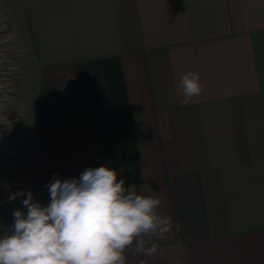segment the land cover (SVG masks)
I'll use <instances>...</instances> for the list:
<instances>
[{"label": "crops", "instance_id": "0c3cea01", "mask_svg": "<svg viewBox=\"0 0 264 264\" xmlns=\"http://www.w3.org/2000/svg\"><path fill=\"white\" fill-rule=\"evenodd\" d=\"M20 1L46 185L104 165L159 197L174 226L127 264H264V0Z\"/></svg>", "mask_w": 264, "mask_h": 264}, {"label": "clouds", "instance_id": "9594fccd", "mask_svg": "<svg viewBox=\"0 0 264 264\" xmlns=\"http://www.w3.org/2000/svg\"><path fill=\"white\" fill-rule=\"evenodd\" d=\"M188 104L202 93L199 74L183 75L179 89ZM54 178L45 185L50 203L41 205L31 191L10 193L24 197L27 212L13 210L11 234L0 237V264H127L125 250L155 257L158 247L142 239H163L173 228L170 217L158 213L159 197L137 194L125 187L108 166L86 168L79 178Z\"/></svg>", "mask_w": 264, "mask_h": 264}, {"label": "rangeland", "instance_id": "374dc122", "mask_svg": "<svg viewBox=\"0 0 264 264\" xmlns=\"http://www.w3.org/2000/svg\"><path fill=\"white\" fill-rule=\"evenodd\" d=\"M25 25L21 1L0 0V237L11 234L12 212L27 198L8 202L10 193L31 191L36 201L46 204L28 177L26 161L25 138L36 83ZM17 62L22 65L15 71ZM20 210L27 212L26 207Z\"/></svg>", "mask_w": 264, "mask_h": 264}, {"label": "trees", "instance_id": "16d2710c", "mask_svg": "<svg viewBox=\"0 0 264 264\" xmlns=\"http://www.w3.org/2000/svg\"><path fill=\"white\" fill-rule=\"evenodd\" d=\"M29 24L30 23L28 22V26H30ZM26 149L32 171L33 185L41 193V195L45 196L46 182L43 175V164L39 147L38 133L34 126L27 140Z\"/></svg>", "mask_w": 264, "mask_h": 264}]
</instances>
